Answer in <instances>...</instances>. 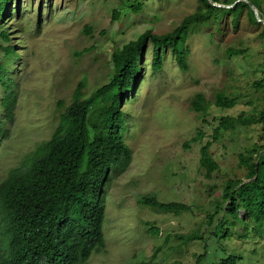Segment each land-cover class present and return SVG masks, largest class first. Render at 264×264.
Instances as JSON below:
<instances>
[{"label":"rangeland","instance_id":"374dc122","mask_svg":"<svg viewBox=\"0 0 264 264\" xmlns=\"http://www.w3.org/2000/svg\"><path fill=\"white\" fill-rule=\"evenodd\" d=\"M140 1L144 10L135 13L128 7L129 0H13L0 26L11 32L19 54L11 70L19 89L15 118L0 148V181L52 136L62 110L71 104L80 85L84 96L91 98L112 80L115 51L148 30L156 34L173 31L201 6L200 0ZM239 1L221 0V4L233 6ZM256 1L263 18L264 0ZM115 11L120 12L119 19L114 18ZM261 23H251L245 9L237 27L228 15L220 31L210 22L191 32L187 71L168 51L163 68L154 72L153 47L147 46L144 78L138 79L122 105L132 161L125 171L114 169L106 181V248L86 264H137L153 260L155 253L156 264H195L207 249L219 252L221 243L230 252L264 264V234L235 236L220 243L212 235L214 223L210 221L224 202L228 181L246 179L241 155L249 162L255 160L264 143V123L239 124L223 131L217 141L213 139L221 116L251 119L264 107V86L256 85L264 80ZM229 48L244 52L229 56ZM4 55L0 49V60ZM221 92L237 98L236 106L217 107L216 95ZM199 93L208 102L205 115L192 109ZM200 131L202 139L192 142ZM208 141H213L211 152L220 166L212 177L200 163L201 148ZM144 196L191 208L164 212L144 205L140 201ZM147 221L160 229L159 235L149 232ZM194 232L202 239L185 243L178 237ZM212 257L220 259L217 253Z\"/></svg>","mask_w":264,"mask_h":264},{"label":"trees","instance_id":"16d2710c","mask_svg":"<svg viewBox=\"0 0 264 264\" xmlns=\"http://www.w3.org/2000/svg\"><path fill=\"white\" fill-rule=\"evenodd\" d=\"M214 1L222 3L221 0ZM12 2L0 0V20L11 9ZM129 2L128 7L133 12L144 10L140 0ZM251 2L262 11L256 0ZM200 3L198 10L173 31L156 34L148 30L115 51L112 80L91 98L84 96L80 85L71 104L62 110L52 136L27 154L22 163L0 181V264H86L94 253L105 250V184L114 169L125 171L132 161L133 151L124 135L126 112L122 105L136 88L138 79L144 78L143 57L147 46L153 47L154 72L163 68L168 51H172L180 68L187 71L190 55L187 41L191 32L210 22L220 31L222 21L228 15L237 27L245 9L250 12L251 23L262 25L246 0H240L232 7L215 6L210 0H200ZM120 17V12L115 11L114 18ZM261 36L264 37V31ZM0 40V49L5 52L0 60V87L3 90L0 97L1 148L10 133L8 124L15 118L19 88L11 70L19 54L11 32L2 26ZM243 52V49H228L229 56ZM256 85L263 87L264 80ZM237 101L221 92L216 95L215 104L220 108H233ZM192 109L201 115L207 113L208 102L204 94L196 95ZM260 123H264V107L251 119L221 116L213 139L217 141L223 131L235 129L239 124ZM202 137L200 131L191 141ZM212 144L213 141H208L201 148L200 163L208 177L220 168L211 152ZM241 162L247 167L246 179L228 181L224 202L216 214L210 215V221L214 223L212 235L219 242L235 236L254 238L264 234V143L259 146L255 160L249 162L241 155ZM140 201L164 212L180 213L191 208L180 202H160L154 196H144ZM145 225L150 233L160 234V229L152 222L147 221ZM195 233L178 237L185 243L202 239ZM220 245L219 252L207 249L199 254L195 264H256L250 257L230 252L223 243ZM214 253L220 255L219 260L212 257ZM156 257L155 253L153 260L137 264H156Z\"/></svg>","mask_w":264,"mask_h":264},{"label":"water","instance_id":"95a60500","mask_svg":"<svg viewBox=\"0 0 264 264\" xmlns=\"http://www.w3.org/2000/svg\"><path fill=\"white\" fill-rule=\"evenodd\" d=\"M247 2H249L250 6L252 7V9L254 10L255 12V15H256V18L259 22H263L264 23V19L260 16L259 12H258V8L255 4H253L251 1L249 0H246ZM210 2L215 5V6H219V7H232L231 5H225V4H221V3H218L214 0H210Z\"/></svg>","mask_w":264,"mask_h":264}]
</instances>
